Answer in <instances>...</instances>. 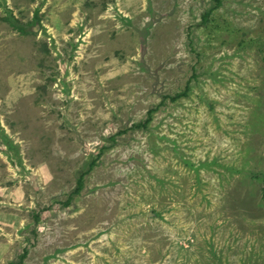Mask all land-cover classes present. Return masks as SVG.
Here are the masks:
<instances>
[{
	"label": "rangeland",
	"instance_id": "obj_1",
	"mask_svg": "<svg viewBox=\"0 0 264 264\" xmlns=\"http://www.w3.org/2000/svg\"><path fill=\"white\" fill-rule=\"evenodd\" d=\"M10 263L264 264V0H0Z\"/></svg>",
	"mask_w": 264,
	"mask_h": 264
},
{
	"label": "trees",
	"instance_id": "obj_2",
	"mask_svg": "<svg viewBox=\"0 0 264 264\" xmlns=\"http://www.w3.org/2000/svg\"><path fill=\"white\" fill-rule=\"evenodd\" d=\"M187 89H188V85H186L185 89L182 92L178 93L175 97H179V96L185 95L187 93L186 92ZM151 112H152V110H149L148 111L147 118L143 122H138V123L132 125V128L133 129H140V128L143 129V128H145L147 126V124L151 120ZM93 164H94V161H92V163H91L90 166L92 167ZM84 174H86V172H82L79 175V177H78V179L76 181L75 187H74L73 191L71 192V194L69 195L68 200L65 202V204H68L69 203V200H71L73 196L78 195L80 193V191L82 190V188H83V176H84ZM37 217L38 216L36 215L35 218H37ZM23 257H24V255H22L20 257V259H22ZM10 264H15V263H10Z\"/></svg>",
	"mask_w": 264,
	"mask_h": 264
}]
</instances>
